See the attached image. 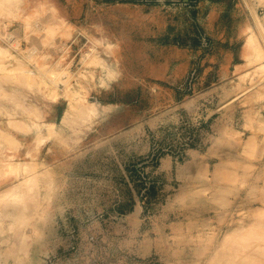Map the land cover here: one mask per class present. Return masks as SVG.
I'll return each mask as SVG.
<instances>
[{
  "label": "rangeland",
  "instance_id": "rangeland-1",
  "mask_svg": "<svg viewBox=\"0 0 264 264\" xmlns=\"http://www.w3.org/2000/svg\"><path fill=\"white\" fill-rule=\"evenodd\" d=\"M52 2L0 0V264H264V0Z\"/></svg>",
  "mask_w": 264,
  "mask_h": 264
},
{
  "label": "bare ground",
  "instance_id": "bare-ground-1",
  "mask_svg": "<svg viewBox=\"0 0 264 264\" xmlns=\"http://www.w3.org/2000/svg\"><path fill=\"white\" fill-rule=\"evenodd\" d=\"M31 6V8H32V10L31 11H29L28 12V15H36L39 11L37 10V9H34V8H36L35 7V4H31L30 5ZM41 6V5H40ZM39 6V7H40ZM44 9H46L47 10V12H48V14H49V16L47 17L48 19H49V22H53V23H56L57 25L58 24H60L61 22H60V16H57V12H58V8L55 6V4H54V2H52V0H45V6H44ZM52 20V21H51ZM16 29L17 28H14V29H6V35L5 36H7V39L8 40H11V37H12V35H14V33H15V31H16ZM53 125H56V123H53ZM48 132V131H47ZM227 135V134H226ZM196 156V155H195ZM194 156V157H195ZM206 169V168H205ZM222 170H224V169H222ZM221 170V171H222ZM205 172H207L206 170H204ZM214 171V170H213ZM215 172V171H214ZM224 172V171H223ZM223 172H221V173H223ZM218 174H220V171L218 172ZM217 174V176H220V175H218ZM3 193V192H2ZM2 195H4V194H2ZM6 195V194H5ZM19 195V194H18Z\"/></svg>",
  "mask_w": 264,
  "mask_h": 264
}]
</instances>
